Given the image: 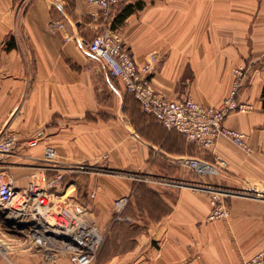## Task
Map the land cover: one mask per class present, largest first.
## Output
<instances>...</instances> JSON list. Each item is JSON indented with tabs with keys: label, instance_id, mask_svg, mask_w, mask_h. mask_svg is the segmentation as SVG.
I'll use <instances>...</instances> for the list:
<instances>
[{
	"label": "crops",
	"instance_id": "0c3cea01",
	"mask_svg": "<svg viewBox=\"0 0 264 264\" xmlns=\"http://www.w3.org/2000/svg\"><path fill=\"white\" fill-rule=\"evenodd\" d=\"M140 1L141 10L115 24L125 7ZM110 24L137 63L157 56L153 85L171 99L191 95L220 106L234 69L246 67L239 99L254 110L229 116L225 125L246 133L252 152L226 138L202 150L146 114L88 53V43ZM263 89L264 0H128L108 23L83 0H0V136L18 139L9 161L45 167L97 163L107 155L111 168L160 174L183 185L147 186L154 202L142 208L138 199L135 211L127 210L132 215L126 211L135 225L115 224L125 227L121 243L129 247L115 250L111 243L93 264H238L264 249V201L228 199L230 218L211 222L209 195L188 187L202 182L240 189L264 181ZM188 158H222L227 167L200 180L181 165ZM28 173L15 171L19 184H26ZM100 185L91 181L89 187H99L98 196L90 194L96 206L112 205V198L132 189ZM108 232L116 236L115 229ZM25 249L0 264H74L61 249L48 258Z\"/></svg>",
	"mask_w": 264,
	"mask_h": 264
},
{
	"label": "built area",
	"instance_id": "2783aa9c",
	"mask_svg": "<svg viewBox=\"0 0 264 264\" xmlns=\"http://www.w3.org/2000/svg\"><path fill=\"white\" fill-rule=\"evenodd\" d=\"M83 1L90 6L97 7L100 16L108 23L114 9L128 0ZM87 46L88 53L99 60L112 77L123 82L126 91L136 99L142 110L154 117L166 129L179 132L202 150H209L220 138H226L243 151L250 153L248 136L225 125L229 116L248 113L254 109L251 103L242 102L239 99L246 82V67L239 66L234 69L230 93L220 106H206L191 95L171 99L157 91L153 85V76L158 62L157 56H152L143 64L137 63L125 43L115 35L111 24L102 33L96 35ZM3 132L4 130L0 133ZM17 145L18 139L14 134L0 136L1 155L14 154ZM105 158L107 159L108 156L105 155ZM181 165L198 177H213L226 169L227 162L222 158L214 162L200 158H188L182 159ZM62 178L63 176H60L57 179L55 186L61 184ZM54 182H50L49 185L53 186ZM12 183L11 176H6L4 172L0 173V201L7 205L18 203L13 194ZM188 187L193 191L209 195L211 210L208 220L211 222L226 220L230 217L228 199L247 198L259 201L264 199L263 191L256 186L239 190L199 183L188 185ZM128 204V196L115 201L113 210L116 222L133 223V219L125 215ZM85 213V207L76 203L72 209L64 207L60 213L46 215L47 220L49 219L48 227L61 236L62 247L68 251L74 264H93L101 242L97 226L86 222ZM238 264H264V249Z\"/></svg>",
	"mask_w": 264,
	"mask_h": 264
},
{
	"label": "rangeland",
	"instance_id": "374dc122",
	"mask_svg": "<svg viewBox=\"0 0 264 264\" xmlns=\"http://www.w3.org/2000/svg\"><path fill=\"white\" fill-rule=\"evenodd\" d=\"M251 152L252 148L250 153ZM9 159V156L0 154V173L4 172L6 176L9 175L12 177V190L18 203H16L13 209L7 205L0 204V260L5 261H10L11 258L17 254L14 252H20L16 251L18 247H22L23 249L27 248L25 250L30 249L36 255L42 256L45 254L47 258L51 256V252L61 249L70 257L68 251L62 247L61 236L48 227L47 221H49V219L47 220L46 215L48 213H60L64 207L72 209L76 203H80L85 207L86 213L84 218L86 222L91 225H96L101 236V242L99 243L97 256L94 262L102 256V252H104L105 248L111 245V243L116 247V249L114 247L115 250L126 249L129 247V244L121 243V233L123 231L122 229L125 227L115 225L116 223H121L115 220L113 210L115 201L123 196L129 197V204L126 207L125 215L131 217L133 223L122 224L135 225V218L131 216L132 214L127 210L131 208L132 211H135L134 208L140 205L139 202H137L140 199L142 208L154 202L153 195L149 193L147 190L148 188H146L147 186H182V183H179L180 181L171 179L168 176L111 168L105 155L102 156L97 163H95V161L92 163L91 161L81 163L56 162L54 165L45 167L38 164L25 166L14 161H9ZM21 169L29 171L24 186L19 184L18 179H16L14 175L15 171ZM60 176H63L62 182L60 185L55 186ZM194 176L200 180L207 179V177ZM52 181H55L54 185L50 186L49 183ZM91 181H94V184L99 187L103 181L115 184L109 188L111 190L118 191V189L126 185H132V189L128 195L112 198V205L96 206V199H92V192H95L98 196L99 187L96 188V191L91 190V188H89ZM199 183L202 182H193V184ZM258 184L259 183L253 186L258 187L264 193V181L261 183L262 185ZM216 187L225 188L220 186ZM247 187L252 186H246L244 188ZM91 193L92 197L90 196ZM110 197L112 196H108V199ZM260 201H264V199ZM22 207L25 210L23 213L26 214L21 218L22 220L9 217L11 212L18 211L17 209ZM22 211L23 210L18 212ZM126 211L131 215L127 214ZM105 213L109 215L102 216V214ZM106 221L108 222L105 223ZM110 228L113 230L115 229L116 236H112V234L108 232ZM105 256L106 254L103 255V257ZM43 259L46 258L43 257Z\"/></svg>",
	"mask_w": 264,
	"mask_h": 264
},
{
	"label": "trees",
	"instance_id": "16d2710c",
	"mask_svg": "<svg viewBox=\"0 0 264 264\" xmlns=\"http://www.w3.org/2000/svg\"><path fill=\"white\" fill-rule=\"evenodd\" d=\"M142 8H143V3L141 1L125 7L122 13L116 18L115 24L117 25L122 24L129 16H131L138 10H141ZM262 100H263V105H264V89L262 92Z\"/></svg>",
	"mask_w": 264,
	"mask_h": 264
},
{
	"label": "bare ground",
	"instance_id": "6f19581e",
	"mask_svg": "<svg viewBox=\"0 0 264 264\" xmlns=\"http://www.w3.org/2000/svg\"><path fill=\"white\" fill-rule=\"evenodd\" d=\"M20 204V203H19ZM21 205V204H20ZM17 208V207H16ZM18 211H21V210H23L22 212H18V211H15V212H11V217H13V218H15V219H20V220H22L21 218H23L24 217V215H26V214H24L23 212H25V210H24V208L22 207V208H18L17 209ZM40 213V212H39Z\"/></svg>",
	"mask_w": 264,
	"mask_h": 264
}]
</instances>
